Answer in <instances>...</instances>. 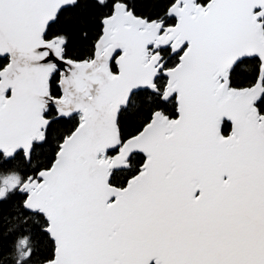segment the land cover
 Returning <instances> with one entry per match:
<instances>
[{
    "label": "snow or ice",
    "instance_id": "snow-or-ice-1",
    "mask_svg": "<svg viewBox=\"0 0 264 264\" xmlns=\"http://www.w3.org/2000/svg\"><path fill=\"white\" fill-rule=\"evenodd\" d=\"M0 264H264V0H0Z\"/></svg>",
    "mask_w": 264,
    "mask_h": 264
}]
</instances>
